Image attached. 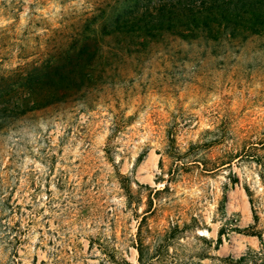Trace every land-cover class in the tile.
I'll return each instance as SVG.
<instances>
[{
    "label": "rangeland",
    "instance_id": "374dc122",
    "mask_svg": "<svg viewBox=\"0 0 264 264\" xmlns=\"http://www.w3.org/2000/svg\"><path fill=\"white\" fill-rule=\"evenodd\" d=\"M133 1L0 0V74ZM243 2L213 38L105 37L81 96L0 130V264H264L263 7Z\"/></svg>",
    "mask_w": 264,
    "mask_h": 264
},
{
    "label": "trees",
    "instance_id": "16d2710c",
    "mask_svg": "<svg viewBox=\"0 0 264 264\" xmlns=\"http://www.w3.org/2000/svg\"><path fill=\"white\" fill-rule=\"evenodd\" d=\"M235 1L232 5L233 0H148L137 5L134 0L108 10L97 8L65 40L0 74V130L29 112L81 96L97 80L93 71L105 53V37L114 38V50L123 48L119 41L140 48L167 35L213 38L222 24L249 12L243 0ZM259 2L263 9L252 15L264 25V0Z\"/></svg>",
    "mask_w": 264,
    "mask_h": 264
}]
</instances>
